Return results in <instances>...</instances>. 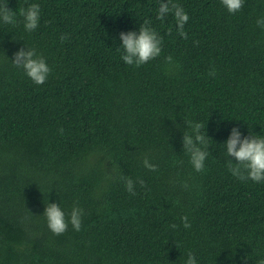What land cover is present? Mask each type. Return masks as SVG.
Returning <instances> with one entry per match:
<instances>
[{
	"label": "trees",
	"instance_id": "1",
	"mask_svg": "<svg viewBox=\"0 0 264 264\" xmlns=\"http://www.w3.org/2000/svg\"><path fill=\"white\" fill-rule=\"evenodd\" d=\"M161 2L7 0L16 23L0 22V264H184L189 251L197 264L264 259V182L233 176L224 145L233 127L264 136V0L235 14L221 0H171L189 16L187 39L171 12L157 19ZM31 3L41 18L29 32L19 9ZM144 21L162 52L127 65L120 33ZM25 46L46 59L44 84L12 62ZM187 121L204 125L200 172L183 149ZM53 202L66 220L78 202L79 231L69 222L53 234L43 215Z\"/></svg>",
	"mask_w": 264,
	"mask_h": 264
},
{
	"label": "clouds",
	"instance_id": "2",
	"mask_svg": "<svg viewBox=\"0 0 264 264\" xmlns=\"http://www.w3.org/2000/svg\"><path fill=\"white\" fill-rule=\"evenodd\" d=\"M221 3L229 13L235 14L241 10L245 0H221ZM170 12L176 21L179 35L187 39L184 26L189 20V16L181 5L172 3L171 0L168 2L162 0L157 12V19L163 20ZM19 14L23 17L26 31H34L39 26L41 17L38 3L21 7ZM0 22L6 25L16 23V13L7 6V0L0 4ZM256 23L264 29V17L258 18ZM119 38L124 49L122 60L127 65L139 67L156 59L162 52L163 38L150 26L149 21H144L140 25L138 33L136 31L121 32ZM66 39H68L67 35L61 36L62 41ZM12 62L16 67L22 68L25 74L37 85L44 84L51 71L46 59L38 54L35 48L26 46L21 48L14 53ZM165 62L171 65L173 63L172 56L165 57ZM209 75H215V70H211ZM187 126L189 131L184 132L183 149L190 155V163L195 171L200 172L203 171L206 157L209 154L207 151L208 141L202 132L204 125L199 122L187 121ZM60 131L63 132L62 129ZM224 145L226 146V156L235 158V163L228 159V169L233 176L240 180L264 182V136L250 134L242 138L239 129L233 127ZM143 164L149 170L156 168L147 157L144 158ZM121 179L124 180L127 191L135 195L133 180L130 177H121ZM138 182L141 186L145 184L142 179ZM43 215H45L47 225L53 234L60 235L67 230L69 222L76 231L80 230L83 209L78 206V202L74 203L70 212V219L66 220L65 213L59 204L53 202L47 203ZM181 220L185 228L191 227L187 216L181 217ZM171 227L175 228L177 225L173 224ZM184 264H197V260L191 251L188 252ZM257 264H264V259L259 260Z\"/></svg>",
	"mask_w": 264,
	"mask_h": 264
}]
</instances>
